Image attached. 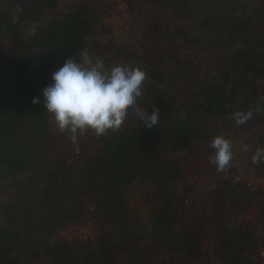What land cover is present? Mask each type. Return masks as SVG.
<instances>
[{
	"label": "trees",
	"instance_id": "16d2710c",
	"mask_svg": "<svg viewBox=\"0 0 264 264\" xmlns=\"http://www.w3.org/2000/svg\"><path fill=\"white\" fill-rule=\"evenodd\" d=\"M139 1L154 9L136 44L119 43L85 3L15 0L0 14V264H155L156 247L161 264H203L210 243L221 264H260L264 235L242 215L262 191L234 185L213 165L208 213L194 215L185 202L197 182L183 185V154L204 139L206 121L257 130L264 149V110L255 111L264 108V0H126L131 13ZM82 50L145 70L138 105L160 112L151 129L130 110L115 132H84L96 146L74 158L69 134L54 135L42 89ZM207 52L222 56L206 63ZM249 110L251 119L237 125L233 114ZM258 168L260 177L264 164ZM145 190L153 203L143 219L132 215L128 195ZM88 212L98 221L94 237L54 238ZM135 253L140 259L128 261Z\"/></svg>",
	"mask_w": 264,
	"mask_h": 264
},
{
	"label": "rangeland",
	"instance_id": "374dc122",
	"mask_svg": "<svg viewBox=\"0 0 264 264\" xmlns=\"http://www.w3.org/2000/svg\"><path fill=\"white\" fill-rule=\"evenodd\" d=\"M12 1L15 0H0V14L3 13L9 6H11ZM29 1L30 0H24L25 3H29ZM123 1L126 2V0ZM81 3H85L99 9V12L102 16V23L114 29L113 36L119 43L127 44H136V41H138L135 40L137 37V30L140 36L142 31L141 29H143L144 26L143 24H146L152 20L154 9L149 3H142L140 1L134 3V12L131 13L130 5H128L126 2L128 8L127 6L123 7V5L120 4V0H64V5L67 7ZM106 40L107 37L103 35L102 43L105 44ZM221 56L222 55L220 52H207L204 53L200 58L204 62L208 63L209 61H216ZM96 57H98V55H95L93 58ZM106 59L107 60L104 63L109 67L116 63L123 64L121 61H117V59L112 58L110 54H107ZM200 126L202 128L203 134L205 135L204 139L194 143L193 148L189 152L183 154L185 163H187V168L189 169L188 173L186 174V183L183 182V185H195L197 182V191L194 193L192 192V199L186 201L185 203L186 208H189L192 214L204 217L207 215L210 207V201L208 200L209 196L206 194L208 191L214 190L217 184V177L212 170L213 165L209 163V156L213 153V149L209 147L211 139L207 137V134L204 130H207L208 133H213V137L223 134L225 138H228L233 142V159L230 164H233L240 169L239 173L244 180L254 182L259 178H264V171L261 173L260 177H258V166L264 164V160H261V162L258 164L252 163V157L255 155L257 149H262V145L257 144L259 131L250 130L249 132L240 131L234 133L223 129L221 127V123L216 121L202 122L200 123ZM60 132L61 131L56 128L54 135L59 136ZM71 142L73 145L74 158H80L82 154V147L91 149L96 146V143L92 140V138L86 136L84 133L78 134L77 140L75 142L71 140ZM245 147L247 148V151L243 150ZM55 152V149L51 148L49 151V156L51 153L55 154ZM224 172H226V169L220 173L223 174ZM175 188L177 191L179 190L181 192L183 188L182 182H178ZM259 191H262L261 197L254 200L253 205L247 208L242 217L244 216L245 219L257 224L261 233L264 235V190L260 189ZM128 196L130 199L129 206L132 215H137L138 218L144 219L149 212L151 204L153 203V197L148 195L146 190L139 193L137 191L133 193L131 192ZM3 198L5 197H0V202L4 200ZM233 214L234 212L231 208H229L227 211V218L229 219V222L234 219ZM97 222L98 221L95 220L92 215H89L88 212L84 218L72 223L65 229H61L54 238L72 240L74 238L88 239L85 237L88 235L94 237L98 230ZM144 245L149 250L148 243L145 242ZM150 247L154 250V246ZM156 249L157 250H155L154 254L155 264H161L160 262L163 256H160L159 254L162 253V250L157 247ZM139 256V254L135 253L132 256H128L127 260L130 261L132 257L140 259ZM259 261L260 264H263L260 258ZM127 264L131 263L128 262ZM197 264L201 263L199 262ZM203 264H221L214 260L211 243L207 246Z\"/></svg>",
	"mask_w": 264,
	"mask_h": 264
},
{
	"label": "clouds",
	"instance_id": "9594fccd",
	"mask_svg": "<svg viewBox=\"0 0 264 264\" xmlns=\"http://www.w3.org/2000/svg\"><path fill=\"white\" fill-rule=\"evenodd\" d=\"M145 80L146 72L138 66L116 63L109 67L101 58H93L87 50H82L79 60L67 57L51 74V82L42 89L43 108L50 114L54 126L68 133L73 142L78 134L89 130L97 137L119 130L130 110L144 127L151 129L158 124L160 109L147 113L138 105ZM32 103L40 104L41 100L35 97ZM262 110L260 106L255 109L256 113ZM252 115V110L238 111L233 119L240 125ZM209 147L213 149L209 163L218 172L228 168L233 159V142L220 134L213 137ZM261 160H264V149H257L252 163L258 164Z\"/></svg>",
	"mask_w": 264,
	"mask_h": 264
},
{
	"label": "built area",
	"instance_id": "2783aa9c",
	"mask_svg": "<svg viewBox=\"0 0 264 264\" xmlns=\"http://www.w3.org/2000/svg\"><path fill=\"white\" fill-rule=\"evenodd\" d=\"M120 2H121L120 4L123 5V7L127 6L125 1L120 0ZM127 8H128V6H127ZM77 155H79V154H77ZM230 171H231V169L226 168V172L223 173V174H225L224 179H230L234 185L239 184L241 182H244L246 184L244 186L249 187L253 191H257V190H260V189L264 190V178H259L257 181L249 182V181H246V180L243 179V177L241 176L239 171H232V172H230ZM85 237L86 238H92L93 236L88 235V236H85ZM259 256H260L259 257L260 260L264 264V246L260 250Z\"/></svg>",
	"mask_w": 264,
	"mask_h": 264
}]
</instances>
